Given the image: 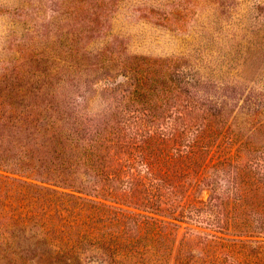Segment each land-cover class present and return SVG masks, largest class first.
Here are the masks:
<instances>
[{
    "label": "rangeland",
    "instance_id": "1",
    "mask_svg": "<svg viewBox=\"0 0 264 264\" xmlns=\"http://www.w3.org/2000/svg\"><path fill=\"white\" fill-rule=\"evenodd\" d=\"M175 128L184 145L203 129L215 157L239 154L243 177H264V0H0V212L30 220L0 241V264H264V230L235 231L260 226L264 188L223 223L219 212L173 221L109 195L104 164L123 168L149 144L185 150L150 139ZM194 194L206 202L211 191ZM92 202L180 228L154 256L124 259L87 239L49 259L40 223L60 229Z\"/></svg>",
    "mask_w": 264,
    "mask_h": 264
},
{
    "label": "trees",
    "instance_id": "2",
    "mask_svg": "<svg viewBox=\"0 0 264 264\" xmlns=\"http://www.w3.org/2000/svg\"><path fill=\"white\" fill-rule=\"evenodd\" d=\"M147 121L153 122L150 119ZM173 130L169 129L168 134L163 135L152 134L150 139L162 138V141L179 144L185 150L175 148L173 152L162 149L158 153L149 144L148 147H137L138 154L132 157L131 163L123 165L124 169L104 164L105 168H102L100 175L107 177V182L110 183L109 195L133 204L138 209L166 216L173 221L188 222L187 220L193 221L195 218L202 219L205 213L213 215L219 212L218 214L224 217L223 223L229 213L244 212L248 206L249 195L264 188V177H243L241 168L233 164V160H236L239 154L235 156L231 152L229 155L220 153L215 157V152L209 149L211 148L209 137L203 129L198 128L193 131V136L186 145L182 141L185 132L175 133L177 128ZM172 147L174 146L167 149ZM89 153L91 156L95 155L92 150H88L85 156ZM87 161L94 160L90 158ZM223 166L233 167L236 169L234 172L236 174L233 177H215L219 174L206 175L209 169L219 171ZM180 168L184 172L195 174V177H178ZM222 179L227 182L225 186L219 183ZM202 187H208L211 191L206 202L194 198V193ZM223 190L227 192L223 193ZM101 207L107 206L99 202H92L89 205L79 203L74 219L69 225H62L60 229L47 225L44 221L41 222L37 227L39 242L47 247L45 250L47 257L57 259L61 255H72L87 239L104 245L113 242L112 249L124 259L154 256L168 245L173 230L180 228L178 224L147 214L128 212L120 208L106 210ZM226 210L227 214H225ZM258 222L260 226L255 229L236 227L235 231L261 237L264 220L258 218ZM29 223L30 220L26 218L21 220L13 214L9 217L7 211L0 212L1 245L9 244L8 233L12 231L13 234V228L26 227ZM228 230L229 228H223L220 232L224 233ZM75 236L77 239H74ZM217 238L222 239L218 236Z\"/></svg>",
    "mask_w": 264,
    "mask_h": 264
}]
</instances>
